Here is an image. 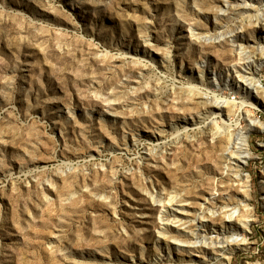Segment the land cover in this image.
<instances>
[{
  "label": "rangeland",
  "instance_id": "374dc122",
  "mask_svg": "<svg viewBox=\"0 0 264 264\" xmlns=\"http://www.w3.org/2000/svg\"><path fill=\"white\" fill-rule=\"evenodd\" d=\"M224 1L0 0V264H203L197 252L170 246L168 259L154 244L149 192L178 188L201 201L218 183L237 207L244 182L247 242L229 264H264V21L237 30L264 18V0L229 14ZM235 42L246 64L261 60L262 89L248 70L247 92L224 85L237 78L227 71ZM201 92L245 105L184 127L209 106ZM211 119L234 134L245 127L240 179L232 162L230 178H218L225 142L212 144Z\"/></svg>",
  "mask_w": 264,
  "mask_h": 264
},
{
  "label": "bare ground",
  "instance_id": "6f19581e",
  "mask_svg": "<svg viewBox=\"0 0 264 264\" xmlns=\"http://www.w3.org/2000/svg\"><path fill=\"white\" fill-rule=\"evenodd\" d=\"M228 1H224V3H222L227 6L226 9L224 7L223 13L229 14V12H231L235 8L237 9L238 7L244 8L243 10H241L244 13H249V7H252V5L249 4L248 0H240L239 2L234 4H231V2L228 3ZM250 16L246 21V24H239L237 30L252 31L255 29V25H259L264 21V18L262 20L256 18L255 21L249 20L251 19ZM189 28L192 29L191 27ZM191 31L194 30L192 29ZM233 33H235L233 29H230L227 33L230 34L229 37L231 38L229 41L232 42L233 38L235 37L232 35ZM192 36H194V34H192ZM233 46L238 47V53L234 54L236 57V63L232 64L227 69V71L231 72V76L235 74L234 76L238 79L226 76L224 85H227L229 82H234L233 88H235L236 92H244V90H248V87H245L244 84L241 83L243 80L241 71L248 70L251 72V76L253 75V82L256 89H262L259 80H256L254 78V72L257 71L261 60L255 64H246L245 57L243 56L244 46H242L241 44H236V42L233 43ZM198 74L199 80L202 81V79L204 78V69L200 70ZM210 74L212 78L210 81V85L212 86V88L216 89L220 87L221 83L219 81L220 77L218 78V73H215L213 70ZM249 83L247 82V84ZM204 95L205 94L203 93L202 96ZM205 97H210V99L208 98L209 100L207 99L205 101L207 102V104H209V106L206 104L208 107L205 109L203 108V112H198L196 120L184 118L187 120L183 122L184 127L188 125L194 126L201 120L210 117V115H225L229 117L230 115L235 113L238 108L245 105V101H242L240 107H238L236 102L222 99L220 100L215 92L212 94V96L206 94ZM211 122L213 127L211 126L210 129H213L210 130L209 133L211 135V139L214 141H212V144L216 145L217 143L222 144V142H225V146L222 148L223 154H220V160H217L219 163L215 162L221 171L220 173L218 172V178L223 180V178L227 176L226 180H228L230 178L228 169L233 168L231 166V164L233 163L235 175L240 179L242 176H240L242 161L244 160V158L242 157V149L246 150L247 147V135L246 131H244L245 127L243 129H237V134H234L231 125L227 126L224 121L211 119ZM220 122H222V125H220ZM254 124L256 126L261 125L259 121L252 120L250 128H255ZM221 128L223 129L222 131H220ZM234 135H236L235 140L233 139ZM224 171H226V174L224 173ZM222 180L221 182H223ZM244 184L238 183L241 192L237 191V193L239 194L237 195L239 199V204H237V207H234L233 202H231L233 194L229 192L227 188L219 186L218 183L216 185H210L207 189V193L204 192L205 190L198 193L199 196H201L198 197L201 198V201H198L192 194L191 195L193 196V198L186 196V193H183L181 191L183 189L179 190L178 188L176 189L172 187L173 189L167 190L164 194H162L163 191L161 192L158 189L155 191L152 189L149 192L151 201L153 204H157L156 208L159 209L157 210V212L159 211V216L157 215L159 221L157 234L158 237L154 244L158 246L159 241H163L167 251V254L163 255H167L168 259L171 256L170 246H173L178 250L182 249L183 247V251L185 250L187 253H199L204 258L203 260H201L203 264H229L232 253L238 248H243L244 244L247 242L246 231L249 227L251 211L249 212L250 209L247 207L248 192L247 187ZM216 193H218V196H222L221 193H225L224 195L226 196V202L224 201L225 203L222 205V207H219V210L213 207V204L215 203L214 200L216 198ZM163 252L165 251L163 250Z\"/></svg>",
  "mask_w": 264,
  "mask_h": 264
}]
</instances>
